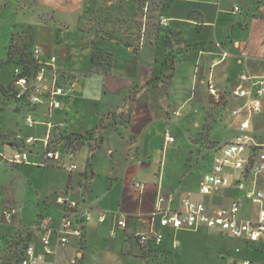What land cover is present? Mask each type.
<instances>
[{
    "label": "crops",
    "instance_id": "0c3cea01",
    "mask_svg": "<svg viewBox=\"0 0 264 264\" xmlns=\"http://www.w3.org/2000/svg\"><path fill=\"white\" fill-rule=\"evenodd\" d=\"M139 2L144 11L148 5L147 13L138 14ZM14 36L33 38L34 47L57 56L56 66L74 85V94L63 98L64 107L51 117L46 106L35 108L33 127L25 122L27 110L0 94V110L17 114L3 115L0 133L35 138L50 133V148L62 156L58 166L35 165L43 157L36 143L28 148V164L12 165L2 155L11 156L16 143L0 141V218L7 204L15 209L11 224L0 221V264H11L13 248L19 249L14 255L29 243L42 250L41 233L32 226L45 216L58 224L55 198L64 191L92 213L93 221L82 238H71L60 250L58 264L231 263L220 256L231 238L234 253L240 248L246 260L264 264V241L247 243L203 226L168 230L150 253L133 236L149 228L159 188L176 194V206L184 196L200 199L198 190L187 194L179 171L174 179L183 155L175 154L181 147L168 144L165 135L184 134L192 144L189 135L202 130L208 111L220 118L210 80L219 92H228L241 74L262 77L264 0H0V84L5 87L13 77L14 64L6 61ZM238 102L227 101L229 107ZM232 120L235 131L220 120L214 127L219 134H236L239 122ZM251 132L264 142V101ZM76 135L82 136L79 141ZM71 163L78 168L69 173L63 165ZM101 215L106 221L100 224ZM123 217L128 227L118 229ZM19 236L24 243L17 246Z\"/></svg>",
    "mask_w": 264,
    "mask_h": 264
},
{
    "label": "built area",
    "instance_id": "2783aa9c",
    "mask_svg": "<svg viewBox=\"0 0 264 264\" xmlns=\"http://www.w3.org/2000/svg\"><path fill=\"white\" fill-rule=\"evenodd\" d=\"M145 11L147 13L148 5ZM160 23L164 27L168 25L164 19ZM216 46L221 47V44L217 43ZM57 60L55 55H46L42 47H34L30 57L32 64L14 63L10 95L14 98L12 102L27 110L25 122L29 127L37 124L33 114L35 108L46 106L51 117L53 111L64 107L62 99L74 94V85L68 83L58 70ZM208 84L209 93L216 102L228 101L230 97L239 100L237 105L230 108L231 117L239 122L237 132L231 140L215 149L210 167L199 183L200 199L184 196L176 206V194L159 188L156 207L149 216V228L133 232L142 247H160L168 230H192L199 226L226 232L247 243L264 241V142L251 132V121L263 108L264 73L259 80L241 74L238 84L228 92H219L211 80ZM165 136L168 144L175 142L171 134L166 133ZM50 140V133L44 138L25 137L20 133L16 137V148L12 155H2V158L12 165L28 164V148L39 143L43 157L35 165L44 168L58 166L62 156L58 150L50 148ZM63 166L69 173L78 168L72 163ZM135 187L143 191L145 184L135 182ZM55 203L61 211L58 224L52 216H45L32 226L41 233L42 250L37 251L35 244L29 243L22 256L12 264H58L59 252L66 248L71 238L83 237L86 226L93 221L92 213L81 208L67 191L58 193ZM246 203L251 206L249 210H245ZM14 215L15 209L10 205L3 211L6 223H10ZM105 221V215L98 218L100 224ZM127 227L125 217L117 221L118 229ZM116 235L117 230L112 232L113 237ZM240 251V248L236 249V253ZM49 257L51 260H48ZM243 264L252 263L244 260Z\"/></svg>",
    "mask_w": 264,
    "mask_h": 264
},
{
    "label": "rangeland",
    "instance_id": "374dc122",
    "mask_svg": "<svg viewBox=\"0 0 264 264\" xmlns=\"http://www.w3.org/2000/svg\"><path fill=\"white\" fill-rule=\"evenodd\" d=\"M143 3L139 2L138 8L140 9V12L138 13L140 14H144L145 11L143 10ZM17 37V36H14ZM13 37V38H14ZM27 38V42H30L29 46H28V52H31V50L34 47V40L33 38L24 36ZM12 38V39H13ZM31 39V40H30ZM12 43V41H11ZM11 43L9 45V47L11 46ZM8 47V49H9ZM7 49V52H8ZM8 59V57H7ZM6 64H8V62L6 61ZM14 64V62H13ZM8 71V67L7 69H3ZM4 72V71H2ZM1 85V84H0ZM3 86V85H2ZM5 88V86H4ZM0 94L2 96V98L4 97L5 99H7V96L4 95L0 89ZM8 100V99H7ZM217 106L216 110H218V112L220 111V118L218 120H220L221 122H225L227 125H229L231 127L232 130L233 127H235L233 125L234 121L232 120V118L230 119L229 116L230 115V108L227 101H220V102H216ZM209 112V116L208 118H206L202 124V130L198 133H196L194 131L193 134H190L189 137L191 138V143H186L183 138L185 137L184 134H180V138H177V136L175 137V144H178V147H181L178 150V152H176L175 154H180L181 156L183 155V163H180L179 168L177 167L175 168L174 172L176 173L174 179H176L177 176V171H179V176L180 179L178 180L181 184H183V187L186 188L187 190V194L190 195H194L196 194L198 187H199V183L203 177V175L205 174V172L208 171L209 167H210V162H211V157L214 154L215 149L222 144L223 142H227L229 140H231L235 133L233 131L232 134H219L218 130L216 127H214V124L216 122H218L217 118H213V116L211 115V111ZM3 115H5L6 117L8 116H16L17 114L15 112H13V109L9 110L7 109L6 112H2L0 110V120H4ZM20 117V116H19ZM21 119V118H20ZM20 134V132H16L15 133H5L2 134L0 133V141L1 142H15L16 141V137L17 135ZM166 138V136H165ZM176 165V164H175ZM177 169V170H176ZM178 182V183H179ZM185 190V191H186ZM9 206L8 204L5 206V208ZM11 206V205H10ZM15 216L13 217L12 221L10 223H6L5 219L3 217V215L0 218V221H2L3 224H11L14 220ZM22 237L19 236V238L15 239V244L17 246L20 245V243H23V240H21ZM224 248H222V252H221V257L223 260H231V263H229L228 261H224L223 264H240L243 263L242 261L246 260L247 257L244 250L243 252H241L240 254H236L234 253V249H235V240L234 239H227L224 241ZM16 250H19L18 247L17 248H13L12 251L13 253L11 254V261L14 259V254L16 253ZM247 253V252H246ZM252 264L253 263L252 261Z\"/></svg>",
    "mask_w": 264,
    "mask_h": 264
},
{
    "label": "trees",
    "instance_id": "16d2710c",
    "mask_svg": "<svg viewBox=\"0 0 264 264\" xmlns=\"http://www.w3.org/2000/svg\"><path fill=\"white\" fill-rule=\"evenodd\" d=\"M29 44H30V42H27V38L24 37V36L14 37L12 39L11 46L9 47L8 52H7V57H8L7 62H8V64H11L13 62L14 63L18 62V63H21V64H24V63L32 64L31 63L32 61H30V57H31L32 52H28ZM0 89H1L2 93L7 96V99L9 101H13L14 100L13 96L10 95L9 87H5L4 88V86L0 85ZM81 137L82 136L76 135L75 139L79 141ZM134 239L136 240V243H137V245L140 248L148 249L147 251L149 253L152 251V248H150V247H142L139 244L138 240L136 238H134ZM26 246L27 245H25V247ZM22 254H23V251L20 254L14 255V259L12 260V262L17 260V259H19L22 256ZM12 262H11V264H12Z\"/></svg>",
    "mask_w": 264,
    "mask_h": 264
}]
</instances>
